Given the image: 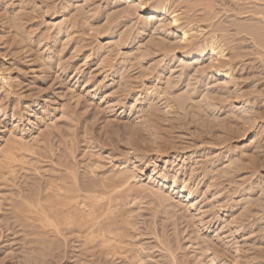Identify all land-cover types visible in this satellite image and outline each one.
Returning a JSON list of instances; mask_svg holds the SVG:
<instances>
[{
    "label": "rangeland",
    "instance_id": "374dc122",
    "mask_svg": "<svg viewBox=\"0 0 264 264\" xmlns=\"http://www.w3.org/2000/svg\"><path fill=\"white\" fill-rule=\"evenodd\" d=\"M263 18L0 0V264H264Z\"/></svg>",
    "mask_w": 264,
    "mask_h": 264
},
{
    "label": "bare ground",
    "instance_id": "6f19581e",
    "mask_svg": "<svg viewBox=\"0 0 264 264\" xmlns=\"http://www.w3.org/2000/svg\"><path fill=\"white\" fill-rule=\"evenodd\" d=\"M138 2H139V4L140 5H142L143 4V0H137ZM260 1V0H259ZM263 2H264V0H262ZM166 9V8H165ZM167 12H166V10L164 11V13H163V15H165ZM150 16H152V14L150 15ZM161 16L159 15V16H156V17H154V16H152L151 18H149L150 20H158L159 18H160ZM264 19V18H263ZM172 23H173V26H176L177 25V23H178V20H177V18H173L172 19ZM252 30V29H251ZM257 30H258V28H257ZM260 30V29H259ZM255 31V30H254ZM263 31V30H262ZM258 32V31H257ZM252 34V33H251ZM254 34V33H253ZM252 34V35H253ZM255 34H257L260 38H264V33L262 34V32L261 33H255ZM256 35V36H257ZM181 36H182V39L186 42V41H188V40H190L191 38H192V36H191V29L190 30H182V33H181ZM261 41H263L264 42V40L263 39H261ZM210 44V43H209ZM219 48L217 47V45L215 44V43H213V42H211V44L208 46L207 45V47L206 48H204V50H202V51H200L199 52V54H200V57H202V55L205 53V52H208L207 53V55L208 54H210V56L211 57H213V58H215L216 60H219L220 58H222L223 57V55H222V51L221 50H218ZM231 69H232V65H231V63L230 62H227V63H225L224 64V66H218L217 68H215L214 70H213V72L215 73V76H217V77H222V78H226V79H229L230 78V71H231ZM9 152V151H8ZM10 153V152H9ZM187 197L188 198H191V196H190V194H187Z\"/></svg>",
    "mask_w": 264,
    "mask_h": 264
}]
</instances>
